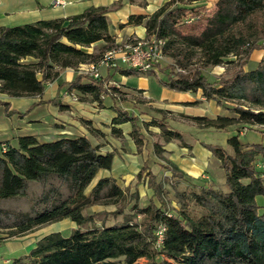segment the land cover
Here are the masks:
<instances>
[{
	"label": "trees",
	"instance_id": "16d2710c",
	"mask_svg": "<svg viewBox=\"0 0 264 264\" xmlns=\"http://www.w3.org/2000/svg\"><path fill=\"white\" fill-rule=\"evenodd\" d=\"M201 1L168 0L151 15L128 17L127 24L144 25L146 37L164 40L163 54H168L173 63L163 77L155 73L158 63L144 72L121 66L113 71L155 75L168 89L199 91L205 100L232 111L233 115L218 114L214 118L193 116L206 127H264V62L216 81H209L200 68H188L197 53L203 66H217L231 55L248 58L254 49L264 50V0L197 4ZM110 8L91 6L66 19L0 26V92L14 97L40 96L45 83L55 79L59 69L96 64L103 50L114 44L106 19ZM98 41L104 45L96 51L86 50ZM110 76L79 73L68 83V89L100 100L103 94L112 92L113 87L106 86ZM0 104L7 115H24L9 110L8 103ZM124 122L131 124V135L140 146L142 138L134 133L137 117L118 110L112 123ZM145 125L159 128L164 141L183 143L181 132L167 127L165 121L152 118ZM242 126L236 127L237 134L227 137L231 152L222 145L202 142L219 162L224 190L205 183L183 189L173 184L178 210L170 213L158 195L162 187L159 190L158 183L152 184L154 176L147 171L160 206L152 198L139 207L134 190L131 211L121 222L111 224H96L83 209L125 199L124 190L112 178L97 177L100 170L111 168L112 152H102L85 136L39 141L32 134H23L17 137L16 145L0 142V201L25 196L29 181H42L46 186L50 178L55 179L44 187L31 212L16 213L0 207V231L17 236L62 219L76 225L68 235L58 231L43 235L28 253L12 258L8 264H135L140 258L146 259L144 264H264V207L259 212L256 203V196L264 197V173L257 163L258 156L264 157V144L240 140ZM155 150L161 152L157 144ZM144 168L145 164L137 172L136 181L142 179ZM168 170L173 180L184 178L173 163ZM160 227L163 238L158 246L156 231Z\"/></svg>",
	"mask_w": 264,
	"mask_h": 264
},
{
	"label": "crops",
	"instance_id": "0c3cea01",
	"mask_svg": "<svg viewBox=\"0 0 264 264\" xmlns=\"http://www.w3.org/2000/svg\"><path fill=\"white\" fill-rule=\"evenodd\" d=\"M59 1L63 4L53 5V0H0V26L19 25L41 19H66L84 12L91 6L111 7L106 13L108 31L113 37L114 43L118 44L132 37L146 35L143 24H127L130 15H151L168 0ZM215 1L204 0L197 2V4H212ZM102 45L104 42L98 41L92 43L86 50L92 52L95 51L96 47ZM76 74L77 71L72 67L59 69L58 76L45 83L43 93L40 96L14 97L0 92V101L8 103L9 110L24 114L20 116L17 113L7 115L3 105L0 104V142L8 141L10 144L16 145L17 137L23 134H32L39 141H50L63 136H85L93 144L99 145L102 152L113 153L111 168L100 170L97 177H110L117 184L120 179H124L128 183L134 178V174L136 177L144 162L149 160L144 150L145 144L141 143L140 146H137L135 143L131 135V124L129 122L112 123V118L118 110L126 111L128 114L132 112V115L137 116L134 112L136 109L126 106L130 100L129 97L134 99L138 96L141 99L151 100L153 104L170 111H173L171 108L173 107L176 108L174 111L180 114H188L187 108L202 106L211 101L205 100L199 91L193 93L168 89L157 81L155 75H122L113 71L108 73L111 75L109 80H118L120 85L115 84L114 87L113 84L108 83V80L106 86H112V92L103 94V97L98 100L88 93L81 94L74 89H68V83ZM149 78H152V82H154L152 88L155 90L154 93L150 91L152 85ZM65 90L77 95L78 100H74L70 96H63ZM131 94L133 95L130 96ZM40 101L42 102L40 103ZM191 115L203 116V112H196ZM167 127L172 128L174 126L167 125ZM253 127L257 130L255 131L256 136L252 138L254 140L244 141L264 144V127ZM113 128H116L118 132H114ZM176 130L179 129L176 128ZM154 132L160 133L157 130ZM245 132L247 131L243 130L240 135L245 134ZM181 134L183 143L175 139L164 141L160 135L156 144L162 150V155L186 175L203 173V177L209 178V174H205L204 171L208 170L212 175V167L219 166L218 160L202 145V142L205 141L201 139L193 142L184 139V134L182 132ZM227 137L225 136V142ZM144 141L142 139V142ZM257 163L258 170L264 173V157L258 156ZM75 227L72 226V228ZM43 235L45 234L35 235V239L28 246L27 252L21 255L28 253ZM8 240L3 239L1 242ZM17 247L22 250L25 245L19 241Z\"/></svg>",
	"mask_w": 264,
	"mask_h": 264
},
{
	"label": "rangeland",
	"instance_id": "374dc122",
	"mask_svg": "<svg viewBox=\"0 0 264 264\" xmlns=\"http://www.w3.org/2000/svg\"><path fill=\"white\" fill-rule=\"evenodd\" d=\"M114 45L115 43L110 47L113 48ZM100 47L101 46L96 47L95 51L98 50ZM107 49L108 48L103 50L102 53L107 51ZM101 57L98 58V61L96 63V72L100 76L110 75L108 74L109 71H113L114 68L110 66H106L104 64H100ZM245 61L247 62L244 63ZM261 62H264V50L261 48H257L251 52L248 58H244V57L237 58L231 55L225 58L223 64L217 66H203L201 64L199 53H197L191 59V61H189L188 68H194V67L200 68L209 81H216L220 77L230 76L233 72L241 68L244 70L253 69ZM157 63L159 70H155V73H157L158 76L163 77V74L168 71L167 66L171 65L173 63V60L168 54H164L163 57ZM161 68H164L165 71L164 72L160 71ZM75 71H77V74L90 73L85 71V69L79 70L75 68ZM149 82L152 85L150 91L154 93L155 90L152 89L154 85L153 84L154 82H152V78H149ZM108 83L113 84L114 87L115 84L120 85L118 80L117 81L109 80ZM132 95L133 94H131L130 96ZM129 99H130L128 100L129 103L126 106H129V108L131 109L132 108L136 109L134 110V112L137 114L136 117L138 119L137 120L138 129L135 130L134 133L140 135L141 138L145 140L142 143L145 144L144 150L147 155V159L149 158L147 162H144L145 171H143L142 173V179L136 181L135 174H134V178L128 183L125 182L124 179H120V181H118V184L125 192L126 197L124 200L120 201L119 203L109 202V203H99L88 206L83 209V214L92 215L93 217L92 220H94L96 224H101V222H104L105 224L121 222L124 219V217L127 216V213L131 211L130 207L132 205L131 200L133 198L132 195L134 190L138 192V197L136 200L139 207L145 206L152 198H153V202L157 206H160L159 198H161L162 202L165 204V207L167 208V211H169L170 213H176V211L178 210V204L175 199L173 184L178 189L191 188L192 186H199L204 183L216 189H221V190L225 189L223 171L220 165L218 167H212V171H211L212 175H210V171L208 170L204 171L205 174H209V178L203 177L202 176L203 173L200 174L195 173L194 175H186L183 173L184 178L178 181L173 180L170 174V170H168L171 162L168 161L162 155L161 153L162 150L161 152L156 151L154 147V144H156V141L160 137V133L154 132V130L160 131V129L155 126L147 127L145 123L150 121L152 118L158 119L159 121H165L166 125L168 126L172 125L175 127L172 128L179 129L184 134V139L191 140L193 142L202 139L205 142H212L213 144L222 145L227 151L231 152L230 146L227 144V142H225V136L229 137L231 135L237 134L236 127H241L242 125L240 126V124L238 125L235 124L225 128L224 130H220L214 127H206L198 123L196 120L193 119V115H191L192 113L203 112V116L208 118H214L218 114L233 115L231 110L223 106L216 105L214 101H208L207 103H204L202 106L187 108L188 114H180L174 111V109L176 108L171 107L173 111H170L167 108H163L153 104L151 100L148 101L146 99H141L138 98V96L135 97L134 99H131V97H129ZM74 100H78V98ZM147 102H151V103H147ZM228 106L232 107L234 106V103L231 104L229 103ZM243 130L247 132H245V134L243 133L242 135L240 134L238 135L240 140L242 141L254 140L252 138L256 136L255 131H257L254 127H249L248 125H244L242 126V131ZM131 131H132V126H131ZM147 171H150L154 176L153 177L154 182L152 184L156 185L158 183L157 186L159 190H160V186L162 187L160 193H158L159 198L155 196L156 193L155 195H153V193L155 192V187L154 188H152L153 186L151 187L150 185L151 180H149V178L147 177V173H148ZM94 181L90 184V186H88L86 192L89 191ZM51 182H55V179L50 178L46 186ZM222 182L223 184H221ZM46 186L45 183H43L42 181L40 182L29 181L27 187V193L25 196L3 199L0 201V207L16 213L31 212L32 207L38 201L42 191L44 190V187ZM66 193H67V189L64 186L62 188V194L65 195ZM126 202L127 203L129 202V204H127ZM256 203L259 205V212H262L264 207V197L261 195L256 196ZM117 210L119 211L122 210V213L115 212ZM138 219L139 216L136 217V220ZM72 226H76L74 222H72L69 219H62L59 221L43 224L24 234L11 236V237H9L8 234L5 233V231L1 230L0 237L9 240L0 243V264H8L9 260H11L12 258L18 257L21 254L27 252L28 246L32 244L35 239V235L37 236L38 234L41 235L54 231H58L63 235H68L70 231L73 229ZM19 241L25 245V248H23L22 250L18 249L17 247ZM159 257L161 258V256ZM145 262H146L145 258H140L135 264H144Z\"/></svg>",
	"mask_w": 264,
	"mask_h": 264
},
{
	"label": "built area",
	"instance_id": "2783aa9c",
	"mask_svg": "<svg viewBox=\"0 0 264 264\" xmlns=\"http://www.w3.org/2000/svg\"><path fill=\"white\" fill-rule=\"evenodd\" d=\"M53 5H62L59 0H53ZM163 39L154 37H132L122 43L115 44L113 48L108 49L103 53L100 59V64L115 68L117 66L125 68H134L141 72L153 69L155 64L163 57ZM79 70L85 69L90 72L94 77L98 76L96 72V64L85 63L78 66ZM63 96H70L77 99V95L69 93L66 90ZM103 97V96H101ZM162 230L160 227L156 231L157 245L159 246L162 241Z\"/></svg>",
	"mask_w": 264,
	"mask_h": 264
}]
</instances>
